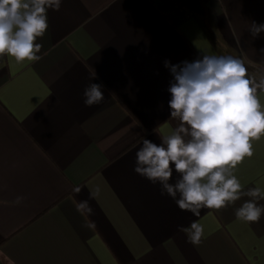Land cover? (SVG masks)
Segmentation results:
<instances>
[{
    "label": "crops",
    "instance_id": "0c3cea01",
    "mask_svg": "<svg viewBox=\"0 0 264 264\" xmlns=\"http://www.w3.org/2000/svg\"><path fill=\"white\" fill-rule=\"evenodd\" d=\"M202 3L204 18L169 0H62L40 61L0 57V264H264V214L235 217L247 197L195 217L133 170L143 139L176 125L165 61L231 55L264 75V32L248 31L264 23V0ZM91 82L105 99L86 107ZM253 147L235 172L245 191L264 189V136ZM96 186L94 214L82 215L76 204ZM193 220L205 228L195 246L179 230Z\"/></svg>",
    "mask_w": 264,
    "mask_h": 264
},
{
    "label": "clouds",
    "instance_id": "9594fccd",
    "mask_svg": "<svg viewBox=\"0 0 264 264\" xmlns=\"http://www.w3.org/2000/svg\"><path fill=\"white\" fill-rule=\"evenodd\" d=\"M62 0H0V57L10 56L17 64L38 62L42 45L37 42L49 28L48 11H59ZM253 39L264 32V23L251 22ZM264 53V48L260 49ZM173 80L168 92L172 132L159 143L143 139L136 152L134 172L153 184L161 195L171 197L178 208L200 217L202 209L217 211L235 204V217L243 223H258L264 214V189L244 190L235 172L245 158L254 155L253 141L264 136V75L259 80L248 74L242 59L231 55H207L192 62L172 65L165 61ZM93 79V78H92ZM103 86L89 83L83 91L86 107L101 104ZM175 175V179L174 178ZM82 187H74L79 194ZM100 194L99 186L89 190V198L78 201L76 209L91 216L89 200ZM25 197L17 196L15 204ZM86 227H95L89 223ZM192 245L205 236L204 225L193 220L180 227Z\"/></svg>",
    "mask_w": 264,
    "mask_h": 264
},
{
    "label": "water",
    "instance_id": "95a60500",
    "mask_svg": "<svg viewBox=\"0 0 264 264\" xmlns=\"http://www.w3.org/2000/svg\"><path fill=\"white\" fill-rule=\"evenodd\" d=\"M184 7H186L191 13L199 18L205 17V8L203 6L202 0H176Z\"/></svg>",
    "mask_w": 264,
    "mask_h": 264
},
{
    "label": "built area",
    "instance_id": "2783aa9c",
    "mask_svg": "<svg viewBox=\"0 0 264 264\" xmlns=\"http://www.w3.org/2000/svg\"><path fill=\"white\" fill-rule=\"evenodd\" d=\"M172 1L176 4V7L181 9V10H185L186 7H184L182 4H180L179 2H177L176 0H169Z\"/></svg>",
    "mask_w": 264,
    "mask_h": 264
},
{
    "label": "trees",
    "instance_id": "16d2710c",
    "mask_svg": "<svg viewBox=\"0 0 264 264\" xmlns=\"http://www.w3.org/2000/svg\"><path fill=\"white\" fill-rule=\"evenodd\" d=\"M204 21V20H203ZM203 21L202 20H200V22H201V24L203 25ZM245 64V63H244ZM245 66L247 67V68H249L250 66L248 65V64H245Z\"/></svg>",
    "mask_w": 264,
    "mask_h": 264
}]
</instances>
